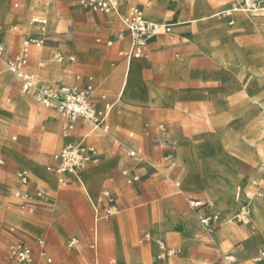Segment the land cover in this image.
<instances>
[{
  "label": "rangeland",
  "instance_id": "rangeland-1",
  "mask_svg": "<svg viewBox=\"0 0 264 264\" xmlns=\"http://www.w3.org/2000/svg\"><path fill=\"white\" fill-rule=\"evenodd\" d=\"M120 1L117 9L122 13L139 8L150 22L167 24L169 20H191L180 28H190L188 36L194 43L174 34L172 27L170 33L159 36L154 43L153 39L148 41L150 45L141 59L129 61L131 69L118 103V119L110 134L101 136L107 138V144L100 145L97 141L100 137L88 139V143L97 146L100 155L90 164L99 168L105 162L113 161L114 164L99 170L103 175L102 184L101 179L87 170L77 177L64 175L66 186L61 185L71 193L65 196L59 193L60 189L51 188L52 185L60 186V181L55 173V176L48 174V167L52 156L66 142L50 148L45 145L44 136L45 128L54 118L57 122L55 132L62 140L63 118L38 102L35 90L24 93L17 77L0 65V159L5 161V165L0 166V264H12L8 260L10 247L19 239L33 249L34 264H48L49 257L54 264H96L97 261L116 264L117 258L118 264H141L140 254L131 259L127 251H140L155 257L152 249L140 243V239L149 230L144 225L148 209L153 208L158 213L163 207L165 212L178 215L182 226H191V238L182 234L190 240L191 247L184 249L176 237L167 234L165 227L151 223L152 248L163 240L181 250L179 257L186 256L184 264H256L255 259L264 252L257 237L259 232L264 234V131L261 130L264 125V63L261 62L264 0H260V12L238 11L230 15L224 13L230 12L231 3L240 4L239 1L224 0L216 6L215 0H173L174 8L156 9L162 17L160 20L149 17L153 10L148 4L154 0H123L127 2L125 6L119 5L123 3ZM16 3L20 4L19 8H15ZM37 16L48 18L46 43L44 47L31 46L27 71L41 75L42 86L73 85L77 83L75 73L62 68L57 58L59 55L75 57L76 72L84 78L95 77L96 96L116 99L127 69L125 55L130 39L118 13L84 9L77 0H0V36L4 38L10 57L21 52L24 34L42 32L38 26L31 25L32 18ZM54 16L57 17L55 24ZM241 16L247 17L252 25L237 29L235 24L241 26ZM105 17L109 18L103 21ZM213 20L233 28L234 40L243 51L240 52L231 40L230 29L218 23H213L212 35L200 31ZM122 30H125L124 41L109 46V40ZM159 30L164 31L163 28ZM223 38L227 40L225 44ZM152 46L157 48V55L151 52ZM197 46L202 51L203 47L218 46L220 52L211 51L212 58L198 53ZM234 58L240 65H221ZM183 59H190L192 75L187 64H182L181 77L189 79L169 81L168 70L167 78L164 76L165 63ZM134 61L148 63L141 68L146 91L159 90L168 100L164 103L157 92H152L133 101V114L139 115L140 127L127 123L131 118L125 113L123 116L121 107L122 99L131 97ZM209 71L230 78L223 82L220 78L205 77L203 74ZM47 72L51 76L45 77ZM54 72L59 74L58 78L54 79ZM234 74L238 75L232 76ZM245 97L253 100L245 102ZM148 98L157 105L150 104ZM22 99L38 108L37 122L26 129H21L16 120L28 114L14 112L24 111L20 107ZM74 135V139L81 141L80 133ZM14 136L16 141H13ZM139 136L143 143L138 140L137 144L141 145L136 149L132 144ZM131 150L139 151L141 157L130 158ZM179 154L183 157L175 160ZM132 161L143 169L134 168L141 180L129 185L122 172L133 168L125 164ZM21 169L30 177L27 184L18 177ZM44 175L48 180L55 177L56 184L47 181ZM76 181L90 195L101 184L98 197L90 200L80 192ZM89 181H93V187ZM106 189L116 196L117 213L107 221L96 223L95 209L104 207L101 196ZM39 192H42L41 197ZM184 195L209 205L200 213L212 217L208 225L201 223L198 211L190 206ZM31 204L35 206L34 212L29 210ZM10 213L20 214L42 226L32 229L9 218ZM103 225L108 230L102 234ZM247 226L251 227L250 233L241 236ZM12 227L16 228L14 233L10 232ZM227 228L230 231H226ZM95 229L98 231L96 252L91 248ZM155 232L160 233V238L155 237ZM39 237L46 240L45 251L38 245ZM73 240L78 244L73 246ZM230 258L235 260L231 263Z\"/></svg>",
  "mask_w": 264,
  "mask_h": 264
},
{
  "label": "built area",
  "instance_id": "built-area-1",
  "mask_svg": "<svg viewBox=\"0 0 264 264\" xmlns=\"http://www.w3.org/2000/svg\"><path fill=\"white\" fill-rule=\"evenodd\" d=\"M120 0H77L78 5L84 9H91L94 11H101L105 13L117 12L119 13L118 2ZM15 8H19V3L15 4ZM245 11L248 13H256L261 11L259 0H243L240 4L233 3L230 11ZM228 15V13H226ZM122 22L126 26V31L129 32L130 47L125 57L129 61L131 59H141L145 55L148 41L155 37L171 32V27L153 23L147 20L144 11L139 8L131 9L128 14L122 17ZM33 26H38L42 30V34L32 36L27 34L24 38L21 52L14 58L8 55L7 46L2 39H0V65L11 71L22 84L24 93L31 92L38 89L41 84V78L38 74L29 73L27 67L29 66V59L31 57L30 48L32 45L44 47L46 43V28L48 26V18L43 16L34 17L31 21ZM160 28L164 31L160 32ZM1 31V27H0ZM125 32L118 34L117 39L123 40ZM109 46L113 45L112 41L107 43ZM58 62L62 65L71 66L75 61L74 58L67 60L64 56H58ZM78 81L82 80L81 75H77ZM94 78L89 77L85 86L79 84L73 86L57 85V86H42L38 90L37 101L43 104L46 108L57 111L64 119L65 123L62 128L63 138H69L71 132L79 122L90 124L91 132L95 135H108L111 130L110 120L116 105V102L111 101L108 96L102 95L101 101L104 107L100 108L95 97ZM165 131L166 129L163 128ZM147 135H149L147 133ZM129 156L132 159H139L141 153L137 150L129 151ZM94 157H99L97 154V147L86 144L82 146L80 143H72L65 146L60 152L53 156L55 162L54 167H49L48 170L55 171L60 176L73 175L78 176L93 160ZM4 165V161L0 160V166ZM123 176L129 185H134L141 180L140 174L132 170H124ZM18 177L24 184L30 180L26 171H21ZM42 196V192L38 193ZM101 200L104 204L103 208H96L95 222L98 223L103 220H109L117 213L116 199L109 190L102 192ZM190 206L198 211L199 219L203 225H208L212 220L211 216L200 214L202 208L209 207L206 202L195 200L187 197ZM30 212L35 211V206H29ZM243 216L247 214H242ZM241 216V215H240ZM11 232H15L12 228ZM94 242L91 246L93 250L97 247L98 231L95 229ZM151 240L149 234H146L141 243H147ZM41 246H45L44 240H39ZM78 244L77 240H73L72 245ZM160 249L159 259L167 260L181 254V250L169 247L162 241L157 242ZM256 260H264V252L259 253ZM34 254L32 249L22 240L13 244L10 248L9 261L14 264H33ZM48 263L52 264L51 258L47 259ZM232 263V260L230 261Z\"/></svg>",
  "mask_w": 264,
  "mask_h": 264
},
{
  "label": "crops",
  "instance_id": "crops-1",
  "mask_svg": "<svg viewBox=\"0 0 264 264\" xmlns=\"http://www.w3.org/2000/svg\"><path fill=\"white\" fill-rule=\"evenodd\" d=\"M213 1V0H212ZM215 1H217V0H215ZM237 1H239V3H241L243 0H237ZM229 4V3H228ZM233 3H231V5H232ZM20 5V4H19ZM175 6L173 5V0H154V1H151L149 4H148V8L150 9V10H153V12L150 14V18H152V19H155V20H157V19H162V17H161V15H159V13L157 12V10L156 9H171V8H174ZM34 8H31V10H33ZM31 10H29V14H31L32 13V11ZM262 10H264V8L262 9ZM42 12H45V13H47L46 11H43V10H41ZM246 13V12H245ZM118 15L120 16V18H121V21H122V17L124 16V15H126V14H124V13H122L120 10H119V13H118ZM112 17V16H111ZM255 17V16H254ZM102 18V17H101ZM109 18V17H108ZM107 17H105V19L103 20V21H105V20H107L108 19ZM146 18H147V16H146ZM33 19V18H32ZM222 19H223V17H222ZM222 19H218L217 21H222ZM148 20V19H147ZM215 22V20H213V21H211V22H208L207 24H205V28L203 29V30H200L201 32H205V33H209L210 35H212V32H211V30L214 28V24L213 23H218V24H220L219 22ZM169 22L171 23V22H173L174 24H169ZM191 22V20L189 21V22H182V21H178L177 20V22H175V20H169L168 22H167V24H164V25H167V26H170L171 27V29H172V27L174 28L173 30H174V34H178L179 36H181L182 38H184V39H186L187 41H190V42H193L194 43V41H193V39L191 38V37H189L188 36V32L190 31V28L189 29H186V28H184V27H182V28H180V26L181 25H184V24H186V23H190ZM153 23H159V24H163V23H160V22H153ZM32 25V24H31ZM220 25H222V24H220ZM33 26V25H32ZM222 26H224V25H222ZM48 27V26H47ZM225 27V26H224ZM235 27L237 28V29H240L241 28V26H237L236 24H235ZM226 29H233V28H227V27H225ZM16 29H18L17 27L16 28H14V30L16 31ZM125 32V30H122V31H119V32H117V34L115 35V36H113L109 41H112L113 42V45H114V43L115 42H123L124 41V39L123 40H118L117 39V36H118V34H120L121 32ZM263 31V30H262ZM1 34V33H0ZM28 34H30V35H32V36H38V35H40V34H42V32H37V33H28ZM24 35H27V34H24ZM46 35H47V32H46ZM162 35H165V34H162ZM162 35H159V36H162ZM159 36H157V37H155L153 40H152V42L154 43V41H156L157 39H158V37ZM231 40L234 42V45L237 47V48H239V50H240V52L241 51H243L240 47H239V45L237 44V42L234 40V36H233V33H232V35H231ZM23 38H25V36L23 37ZM0 39H2L3 41H4V38L3 37H1L0 36ZM227 40L225 39V38H223L222 39V43L223 44H225V42H226ZM4 43H5V41H4ZM112 45V46H113ZM148 45H150V43H148ZM34 46H37V45H34ZM125 45H123V47H124ZM129 47H130V39H129ZM128 50H129V48H128ZM203 50L204 51H202V50H200L199 48H198V46H197V52L198 53H200V54H206V55H209V56H211L212 58H213V56H212V54H211V51L213 52V53H219L220 52V49H219V47L217 46V47H214L213 49H209V48H206V47H203ZM151 52L153 53V54H155V55H157V53H158V50H157V48L156 47H153L152 46V48H151ZM63 56V55H62ZM67 60H69V59H71V58H74L75 59V61L73 62V63H71L70 65L71 66H66V65H62L61 63H59V65L62 67V68H64V69H66V70H68V71H70V72H74L75 73V79H76V76L77 75H81L80 73H78V72H76V68H77V60H76V58L75 57H66V56H64ZM131 60H139V59H131ZM261 62L262 63H264V56L262 57V59H261ZM147 62H145V61H141V62H137V61H134V62H132V65L134 66V76H133V79H132V85H131V92H130V95H131V97L129 98V97H127V98H123L122 99V104H121V107H122V110H123V116H124V113H125V115L127 114L128 116H130V121H128L127 123H136V125L138 126V127H140V121H138V119H137V117L139 116H135L134 114H133V101H136V99L139 97V96H141V95H146L147 96V94H149V93H152V92H157V94H159V96H161L163 99H164V103L166 102V101H168L167 99H166V97L159 91V90H156V89H151V90H148V91H146V89L144 88V85H143V76H142V67L143 68H145L146 66H147ZM166 65H165V69H164V76L166 77L167 76V70H168V79H169V81H174V80H178V81H184V80H187V79H189V77L188 76H186V77H181V74H180V67H181V65L182 64H187V69L189 70V74H190V76L192 75V71H191V68H190V59H183V60H180V61H169V62H167V63H165ZM220 64V63H219ZM40 65H42V61L40 62ZM130 65V66H129ZM223 67H231V66H233V65H240V64H238L237 62H236V60H235V58H234V61L233 60H231V62H229L228 64H221ZM53 69V68H52ZM54 69H56V68H54ZM129 69H131V64H129V61L127 60V69H126V72H125V74L123 75V79H122V81H121V87H120V91H119V93H118V96H117V98L116 99H110L111 101H113V102H116V105H115V108H114V111H113V114H112V117H111V120H110V125H111V129H112V127H113V124L117 121V119H118V116H119V112H118V103H119V101H120V99H121V97H122V92H123V89H124V86H125V80L129 77V73H130V70ZM50 72V71H49ZM49 72H47V74H46V76L45 77H48V76H51V73H49ZM194 75H196V73H194ZM205 77H208V78H220L223 82L228 78H230V77H227V75L226 74H220V73H215L214 71H209V72H207V73H205V74H203ZM235 75H238V74H234V75H232V76H235ZM40 76V78H41V75H39ZM59 77V74H57V72L55 73L54 72V79L55 78H58ZM81 77H82V80L81 81H78L77 79H76V81H77V83L76 84H79V85H81V86H85L86 85V83H87V79L89 78V77H93L94 78V86H95V89L97 90V88H98V84H97V82H96V80H95V77L93 76V75H89V76H87L86 78H84L82 75H81ZM127 77V78H126ZM167 78V77H166ZM83 83V84H82ZM76 84H73V85H76ZM73 85H67V86H73ZM40 86L42 87V80H41V84H40ZM52 86H56V85H52ZM101 96L102 95H99V96H96V94H95V97H96V101H97V104H98V106L100 107V108H102V107H104V104H103V102L101 101ZM107 96V95H106ZM148 100L150 101V104H153V105H157L152 99H150V98H148ZM251 100H253L252 98H249V97H245V102H247V101H250L251 102ZM49 109V108H48ZM52 111H55V110H53V109H51ZM16 111H18V112H24V113H27L28 115H25L24 116V118H22V119H18V120H16V122L17 123H19V125L21 126L20 128L21 129H26L27 128V126L28 125H34L35 123H36V121H37V119H38V117H37V114H36V111L37 110H35V111H30V112H25V111H20V110H14V112H16ZM55 112H57V111H55ZM14 114V113H13ZM12 116V115H11ZM32 116H35L36 118V121L35 122H32L31 120H32ZM63 118V117H62ZM64 123H65V119L63 118L62 119V124H61V134H62V128H63V125H64ZM54 127H56L55 128V130H53V128ZM127 127H129V126H127ZM129 128H131V127H129ZM56 129H57V122L55 121V119L53 118V122L52 123H50V125L47 127V128H45V133H44V136H45V145L46 146H49L50 148H57L58 147V144H60V142H66V144L59 150V151H57L55 154H57L58 152H60L65 146H67L68 144H72V143H80V142H83L85 145L86 144H89V145H94V144H90V143H88V139H90V138H92V137H94V138H99L97 141L100 143V145H102V146H104V145H106L107 144V138H105V137H101V136H106V135H95V134H92V132H91V126H90V124H87V123H84V122H79L76 126H75V129L71 132V134H70V137L69 138H63V136H61V138H62V140L60 139V137L56 134ZM132 129V128H131ZM134 130V129H133ZM111 131V130H110ZM115 132V131H114ZM138 132V131H137ZM81 134L79 137H81L82 139H81V141H77L76 139H74L73 137H75L76 138V136L74 135V134ZM116 133V132H115ZM139 133V132H138ZM110 134V133H109ZM108 134V135H109ZM79 137H77V138H79ZM130 137H133V135H130ZM17 140V137L16 136H14L13 137V141H16ZM138 140L141 142V144L143 143L142 141H141V138H140V136H139V138L138 139H136V141L134 142V144H132V146H134L136 149H138V148H140V145L139 144H137V142H138ZM127 142V141H126ZM128 143V142H127ZM94 146H96V145H94ZM97 147V146H96ZM54 154V155H55ZM53 155V156H54ZM53 156H52V158H51V166H49V167H54L56 164H55V162H54V160H53ZM100 156V155H99ZM183 157V155H181V154H179L178 156H177V158L175 159V160H177L178 158H180V157ZM130 157V156H129ZM0 160H2V161H4L3 159H0ZM174 160V161H175ZM112 164H114V162L113 161H110V162H105V164L102 166V167H98V165H95V164H89L78 176H80L82 173H84L86 170L88 171V172H92L94 175H95V177L96 178H98V179H101V184L103 183L102 182V180H103V175L101 174V172L99 171V170H105V168H107V167H110ZM126 164V166H129V167H133V168H130V169H126V170H132V171H135V172H137L138 174H139V172L138 171H136L135 169L137 168V169H143L141 166H139L137 163H134L133 161L132 162H126L125 163ZM4 165H5V161H4ZM48 167V168H49ZM135 168V169H134ZM21 171H24L23 169H21L19 172H21ZM54 173H55V175H54ZM123 173V172H122ZM19 174V173H18ZM48 174H53V176H55L56 177V179L57 180H59L60 181V186H55V185H52V187L51 188H53V189H60L59 190V193H61L62 195H69V194H71L70 193V191L68 190V189H66V188H64V186H66V183L64 182V183H61V176H59L55 171H51V170H48ZM141 176V175H140ZM44 177H45V179L47 180V181H50V180H48V177H47V175H44ZM77 177V176H76ZM63 178H65V177H63ZM67 178H65L64 179V181L66 180ZM253 180V179H252ZM68 181H72L71 179H68ZM250 183H251V181L248 183V185H247V190L249 189V185H250ZM61 184H65L64 186H62ZM100 184V186L98 187V188H96V189H93V194H89V193H87V192H85V191H83V189H82V186L76 181V185H77V187H79V189H80V192L82 193V194H84L86 197H88L90 200H92L93 201V197L94 198H97L98 197V195H99V192H100V190H101V185ZM106 190H108V189H106ZM110 191V190H109ZM114 197H115V199H116V196L114 195V194H112ZM187 197H189V198H192V199H195V198H193V196H190V195H184V199L187 201ZM195 200H199V199H195ZM164 207L157 213V212H155V210H153V208H150V209H148V214H147V216L145 217V219L147 220V223L146 224H144V225H147V227H148V232L147 233H144L143 234V236L141 237V239H140V243H141V240L143 239V237L146 235V234H149L151 231H152V226H151V223H156V224H158L159 225V227H165L166 228V231H167V234H171V235H173L174 237H176L177 238V240H178V242H179V244L180 245H182L183 247H184V249H186V250H188V247H191V245H190V240L187 238V237H185V236H189L190 238L193 236V230H192V228H191V226L190 225H185V226H182L180 223H179V220H178V215H176V214H172L171 212H169V211H167V212H165L164 211ZM201 213V212H200ZM8 217L9 218H11V219H13V220H15V221H18V222H21L22 224H24V225H27L28 227H31L32 229H38L39 227H41L42 226V224H40V223H38V222H35V221H33V220H31V219H29V218H26V217H24V216H22V215H20V214H16V213H10V214H8ZM132 218V220L135 222V224L138 226V227H142V225H139V223L137 222V220L136 219H133V217H131ZM12 228H14V229H16L15 227H12ZM11 228V229H12ZM247 228V232H248V234L250 233V231H251V227H249V226H247L246 227ZM11 229H10V232H11ZM102 234L104 233V231H105V229H107L108 230V228L106 227V226H102ZM11 233H14V232H11ZM182 234H184V235H182ZM247 235V233H245V235L244 236H246ZM155 237L156 238H160V233L159 232H155ZM257 237H258V243L260 244V245H262V246H264V234L262 233V232H259V234L257 235ZM20 240H22V239H19L18 241H20ZM39 240H44L45 241V246H41L40 244H39ZM17 241V242H18ZM22 241H24V240H22ZM163 243H165L167 246H169L165 241H163V240H161ZM16 242V243H17ZM28 246H29V244L26 242V241H24ZM151 240L149 241V242H147V243H144L145 244V246H147V247H149L150 249H152V251L155 253V257H150V255H147V254H144L143 252H140V251H127V253L131 256V259H132V257L135 255V254H140V257H141V260H142V262H141V264H160V263H162V262H164V261H166L167 262V264H176V262H177V257H179V255H177V256H175V257H173V258H170V259H167V260H162V259H159V254H160V249H159V247H158V244L157 243H155L154 244V248H152V246H151ZM15 244V243H14ZM38 245H39V247L41 248V250H43V251H45L46 250V240H45V238L44 237H39L38 238ZM30 248H31V246H29ZM169 247H173V246H169ZM11 248V247H10ZM174 248H177V247H174ZM32 249V248H31ZM178 249V248H177ZM96 250H97V247H96V249L94 250L95 252H96ZM180 250V249H179ZM32 251H33V249H32ZM9 254H10V251H9ZM33 254H34V259H35V253H34V251H33ZM116 255V254H115ZM49 258H51V257H49ZM116 258H117V256H116ZM186 258V256H180L179 258H178V264H184V259ZM48 259V258H47ZM52 259V258H51ZM153 259L154 260H156V263L153 261ZM231 260H235V259H232V258H230ZM8 260H9V258H8ZM53 260V259H52ZM152 260V261H151ZM10 262V261H9ZM115 262H116V264H118V258L115 260ZM11 263V262H10ZM34 263H35V260H34ZM33 263V264H34ZM47 263H48V261H47ZM12 264H14V263H12ZM48 264H50V263H48ZM52 264H54V263H52ZM96 264H99V262L97 261L96 262ZM105 264H107V263H105Z\"/></svg>",
  "mask_w": 264,
  "mask_h": 264
},
{
  "label": "bare ground",
  "instance_id": "bare-ground-1",
  "mask_svg": "<svg viewBox=\"0 0 264 264\" xmlns=\"http://www.w3.org/2000/svg\"><path fill=\"white\" fill-rule=\"evenodd\" d=\"M123 1V0H122ZM224 0H217V1H213V4H215L216 6H219L220 5V3L221 2H223ZM121 2V1H120ZM259 2H260V0H259ZM127 4V2L126 1H123V3L122 4H119V5H121V6H125ZM133 4V3H132ZM130 8V7H129ZM147 8V7H146ZM239 11H242V10H239ZM234 12H238V11H234ZM242 12H245V11H242ZM226 13H228V15H230V13H232V11H230V12H226ZM226 13H224V14H226ZM246 13H248V12H246ZM223 14V15H224ZM57 21V17L56 16H54L53 17V24H55V22ZM252 25V23H251V21H249L248 19H247V17H245V16H241V29H245L246 27H248V26H251ZM228 32H229V34H231V33H233V32H231V29L230 30H228ZM130 61V60H129ZM130 66V65H129ZM130 70V69H129ZM127 78V77H126ZM40 88H42L40 85H39V87H38V89H36L35 91L37 92V97H38V90L40 89ZM20 104H21V108L24 110V111H26V112H30V111H35V110H37L38 108L37 107H35V106H33V105H30V104H28L27 102H23V99L21 100V102H20ZM36 117L35 116H32V120L35 122L36 121V119H35ZM38 120V119H37ZM53 120H51V122H52ZM37 122V121H36ZM261 130H263L264 131V125L262 126V129ZM80 144L82 145V146H84L85 144L83 143V142H80ZM58 146H59V144H58ZM97 154H98V152H97ZM99 155V154H98ZM99 157H94L93 158V160L92 161H94V160H96V159H98ZM91 161V162H92ZM50 175V174H49ZM59 175V174H58ZM60 176V175H59ZM63 177L64 176H61L60 178H61V183H64V179H63ZM50 179V181H51V183L52 184H56V180H55V177H52L51 176V178H49ZM58 183V182H57ZM89 183L91 184V187H93V185H94V183H93V181L91 182V181H89ZM59 184V183H58ZM82 185H83V187H84V189L86 190V191H88V187H87V185L85 184V183H83L82 182ZM51 186V185H50ZM243 214H246V213H243ZM226 231H230V229L229 228H227L226 229ZM245 233H247L248 234V232L246 231V230H242L241 231V236H244L245 235ZM232 259H234V258H232ZM256 264H264V260H256Z\"/></svg>",
  "mask_w": 264,
  "mask_h": 264
}]
</instances>
